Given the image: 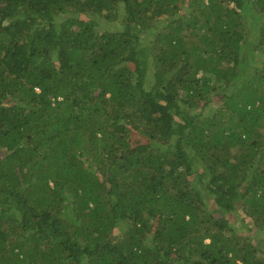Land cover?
<instances>
[{"label":"trees","instance_id":"obj_1","mask_svg":"<svg viewBox=\"0 0 264 264\" xmlns=\"http://www.w3.org/2000/svg\"><path fill=\"white\" fill-rule=\"evenodd\" d=\"M262 241L264 0H0V264Z\"/></svg>","mask_w":264,"mask_h":264},{"label":"rangeland","instance_id":"obj_2","mask_svg":"<svg viewBox=\"0 0 264 264\" xmlns=\"http://www.w3.org/2000/svg\"><path fill=\"white\" fill-rule=\"evenodd\" d=\"M137 133L136 132H132V140H137ZM260 244L264 247V241L260 242Z\"/></svg>","mask_w":264,"mask_h":264}]
</instances>
